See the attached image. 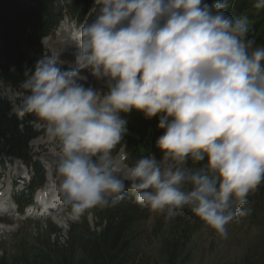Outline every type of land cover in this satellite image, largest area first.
I'll list each match as a JSON object with an SVG mask.
<instances>
[{
	"label": "clouds",
	"instance_id": "9594fccd",
	"mask_svg": "<svg viewBox=\"0 0 264 264\" xmlns=\"http://www.w3.org/2000/svg\"><path fill=\"white\" fill-rule=\"evenodd\" d=\"M229 0H95L73 27L74 64L42 56L25 71L15 112L58 142L59 194L71 214L131 193L171 221L190 210L221 238L264 182V43ZM253 7L264 9V0ZM89 73L102 87L85 86ZM133 110L158 119L149 152L113 156Z\"/></svg>",
	"mask_w": 264,
	"mask_h": 264
},
{
	"label": "rangeland",
	"instance_id": "374dc122",
	"mask_svg": "<svg viewBox=\"0 0 264 264\" xmlns=\"http://www.w3.org/2000/svg\"><path fill=\"white\" fill-rule=\"evenodd\" d=\"M27 2L30 3L29 6H34V3H31L30 0ZM79 23L76 20H69L65 22V25H62L63 27L57 34L55 29L50 36L48 35V38L43 39L45 42L42 40L41 48L39 47L41 57L43 55L59 56V59L65 62L63 65L65 69L74 64L75 50L68 55L61 53L59 45L67 40V37L64 38L59 34L66 31V34L71 35L69 30H73V27ZM70 35L67 36L73 43ZM85 73L88 74V79L87 81H82V83H85L86 87L89 85L98 88L102 87L101 82H97L89 73ZM94 83L95 85L98 83V85L94 86ZM8 88L0 81V95L11 108L13 107L15 112L18 97L15 92ZM33 129L38 132V135L27 143L28 151L32 158L41 164L45 179H50L53 191H55L57 200H59L61 195L58 192L59 183L56 180H60V177L56 171L57 167H54L45 159L42 153L50 152L59 160L58 142L49 139L45 122L35 116ZM113 156L117 159L125 156L123 149H119L116 146L113 149ZM0 161L2 162L0 164V194H5L4 196L7 199L9 195L12 197L25 188L28 182V173L30 172L19 161L6 160L1 156ZM14 182H16V185L13 184ZM262 183L264 184V182ZM49 187L50 182L48 181L45 184V188L49 190ZM259 195L261 196L257 198V202L253 206L254 213L252 218L248 217V215L237 216L236 219L226 225L228 235L226 239H223L215 229L201 218L194 217L185 208L179 210L171 221H166L164 214L141 206L136 203L134 196L130 192L126 193L125 199L121 203L124 208L133 211L135 221L128 226L129 248L123 255V264H163L165 261L163 243L167 239L181 242L184 264H242L244 257L248 260L244 264L264 263V185L262 193ZM59 207L61 210L59 217L67 219L66 221L57 220L56 210L50 212L49 215L42 214L36 217L28 216L30 210L25 211L23 215L19 214L17 209L10 214L0 213V218L4 220L1 219V224L3 222L8 224V226L5 224L0 226V258L3 257L6 264H23L18 260V257H20V244L26 248H36L42 239L45 240L51 230H56L59 234L52 235L50 243L57 242L60 248L66 246L68 240L73 241L71 246L73 257L75 259L82 257L84 249L78 240L85 233L73 232L70 235V227L88 226L90 230H94L99 223L101 210L104 208L96 207L88 210L82 216L74 217L71 214L70 207L64 203H61ZM84 216L86 225L82 223Z\"/></svg>",
	"mask_w": 264,
	"mask_h": 264
},
{
	"label": "trees",
	"instance_id": "16d2710c",
	"mask_svg": "<svg viewBox=\"0 0 264 264\" xmlns=\"http://www.w3.org/2000/svg\"><path fill=\"white\" fill-rule=\"evenodd\" d=\"M28 0H0V80L13 86L21 85L26 79L25 71L32 69L36 61L41 58L39 47L40 40L46 36L64 13L81 20L83 16L93 9L95 0H30L34 6H29ZM209 4L214 0H207ZM254 0H229L228 14L238 17L244 13L252 22L249 38H254L258 43H264V9L257 10L253 7ZM2 63V64H1ZM21 103H19L20 106ZM127 115L128 130L124 139L118 144L123 146L128 157L127 162L149 152L161 157L160 151L155 146V141L163 130L157 128L158 119H147L143 113L133 110ZM33 118L26 115L21 121L16 115L10 113L9 104L0 98V156L15 158L25 164L32 165L34 183L42 184L44 176L37 162H32L27 143L36 137L37 133L31 127ZM263 183L258 189L249 194L248 204L251 208L248 217L252 218L253 206L262 193ZM28 196L23 202L19 197H14L16 204L22 208L23 203L30 202ZM194 217L196 216L189 207ZM135 221L133 211L127 210L122 203L111 208L101 210L99 223L94 230L88 226H71L69 234L73 232L85 233L82 235L81 246L83 255L75 259L71 246L73 241L68 240L66 246L59 248L57 242L50 243V237L59 233L56 230L48 232L45 240L39 242L36 248H26L20 244V257L23 264H123V255L129 248L128 226ZM82 223L86 225L85 216ZM78 243V244H79ZM165 261L163 264H184L181 242L167 239L163 243ZM242 264L248 262L244 257ZM264 262V261H263ZM0 264H6L3 257ZM264 264V263H262Z\"/></svg>",
	"mask_w": 264,
	"mask_h": 264
},
{
	"label": "bare ground",
	"instance_id": "6f19581e",
	"mask_svg": "<svg viewBox=\"0 0 264 264\" xmlns=\"http://www.w3.org/2000/svg\"><path fill=\"white\" fill-rule=\"evenodd\" d=\"M62 24V23H61ZM62 28V25L58 26V28L56 29L55 33L57 34L59 30H61ZM65 31V30H64ZM60 36L62 35V37L66 38L67 37V40H65L63 43H61L59 45V47L61 48V53L65 54V55H68L70 52H73V50H76L75 49V46L73 45V43L71 42V40L68 38L67 35H70V34H66V31L65 32H60L59 34ZM71 36V35H70ZM48 38V37H47ZM43 42H45V40H43ZM86 74V73H85ZM88 76V74H86ZM93 80V79H92ZM95 81V80H94ZM93 81V82H94ZM98 82V81H97ZM92 84V83H91ZM98 85V83H96ZM100 84V83H99ZM95 85L94 83V86H97ZM91 86V85H90ZM100 87V86H99ZM98 88V87H96ZM33 122H34V118L31 122V125H33ZM35 130V129H34ZM36 132V130H35ZM37 135H38V132H36ZM36 135V137H37ZM36 137H34L33 139H35ZM31 139V140H33ZM30 140V141H31ZM45 148V147H44ZM59 149V148H58ZM43 155L45 156V159H47L54 167H57V164H58V160L52 155V153L50 152H42ZM52 166V168H53ZM51 169V168H50ZM16 170V169H15ZM48 181L50 182V187H49V190L45 188V195H42L39 199H43L42 201H45V210L48 211V213L54 211L53 209L49 208L48 206H55L58 202L57 200V195L55 193V191H53V188H52V185H51V181L50 179H48ZM47 181V182H48ZM58 183H60V180H56ZM1 183V182H0ZM46 184V183H45ZM45 187V185H44ZM5 194H0V213L1 214H10L11 213V210L10 208L7 206V199L6 197L4 196ZM15 195V194H14ZM17 196V195H15ZM9 197H11L9 195ZM44 197V198H43ZM27 198V197H26ZM4 205V206H3ZM59 205L56 209V212H57V215H56V218L57 220H64L66 221L67 219H62L61 216L59 217L60 213H61V210L59 209ZM4 221V220H3Z\"/></svg>",
	"mask_w": 264,
	"mask_h": 264
}]
</instances>
